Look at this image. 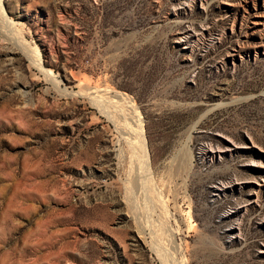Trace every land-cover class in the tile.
I'll list each match as a JSON object with an SVG mask.
<instances>
[{
    "label": "rangeland",
    "instance_id": "rangeland-1",
    "mask_svg": "<svg viewBox=\"0 0 264 264\" xmlns=\"http://www.w3.org/2000/svg\"><path fill=\"white\" fill-rule=\"evenodd\" d=\"M0 5V264H264V0Z\"/></svg>",
    "mask_w": 264,
    "mask_h": 264
},
{
    "label": "bare ground",
    "instance_id": "bare-ground-1",
    "mask_svg": "<svg viewBox=\"0 0 264 264\" xmlns=\"http://www.w3.org/2000/svg\"><path fill=\"white\" fill-rule=\"evenodd\" d=\"M0 12L3 15V17H4L5 14L3 13L1 5H0ZM24 48H26L25 50H26L27 54L30 55L29 58H31V60H33V62L35 61L38 65H40V60H39L40 58L38 56L39 54L37 53V51H35L34 49H30L29 47H24ZM38 67H39V69H41L40 66H38ZM49 73L50 72H48L47 74L49 75ZM55 82H53V83H55ZM56 84H58V83L56 82ZM101 95H102V93H101ZM97 96H99V95H97ZM112 96L116 98V101L120 102V105H119V107L117 109H114L112 111V114L110 113L109 117H111L114 121H116L115 124H117L122 129L125 130L126 137L124 135H122V136L125 137V140H126L127 144H129L130 147H131V155L132 156H136L135 157L136 160H137L136 164H139L138 168H141L147 174V173H149L148 151H147L146 145L144 144V140H143V136H142L143 135V129H142V126H141L142 123H140V120L137 119L138 113L136 114V110H135V109H137V107L134 108L135 104L133 103L134 104L133 105L131 99H129L131 97L128 98V96L125 93L117 91V92H114V94H112ZM100 98H98V99H100ZM102 100H100V101H102ZM99 104H101V102ZM118 126L116 128H118ZM179 251H180V249H179ZM162 252H163V250H162ZM160 255H162V254H160ZM165 257H168V256H165ZM160 258H162V257H160ZM162 259H164V257ZM166 262L167 261L164 262V260H163L162 264H166ZM171 264H185V263L183 261V258L179 257L178 259L173 258Z\"/></svg>",
    "mask_w": 264,
    "mask_h": 264
}]
</instances>
